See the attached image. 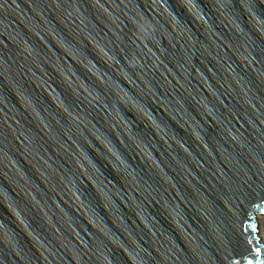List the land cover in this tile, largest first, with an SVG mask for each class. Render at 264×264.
<instances>
[{"label": "water", "instance_id": "1", "mask_svg": "<svg viewBox=\"0 0 264 264\" xmlns=\"http://www.w3.org/2000/svg\"><path fill=\"white\" fill-rule=\"evenodd\" d=\"M264 0H0V264H264Z\"/></svg>", "mask_w": 264, "mask_h": 264}, {"label": "rangeland", "instance_id": "2", "mask_svg": "<svg viewBox=\"0 0 264 264\" xmlns=\"http://www.w3.org/2000/svg\"><path fill=\"white\" fill-rule=\"evenodd\" d=\"M258 221H259V230H260V236L263 237L264 236V213L263 214H259L258 215Z\"/></svg>", "mask_w": 264, "mask_h": 264}, {"label": "bare ground", "instance_id": "3", "mask_svg": "<svg viewBox=\"0 0 264 264\" xmlns=\"http://www.w3.org/2000/svg\"><path fill=\"white\" fill-rule=\"evenodd\" d=\"M259 214H257V219L259 218V216H258ZM259 236H260V230H259ZM261 237V236H260ZM261 242L264 244V236L263 237H261Z\"/></svg>", "mask_w": 264, "mask_h": 264}]
</instances>
